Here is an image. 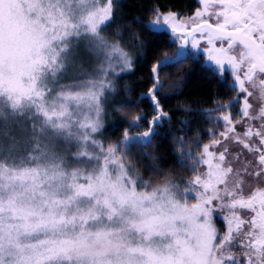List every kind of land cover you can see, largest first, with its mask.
Returning <instances> with one entry per match:
<instances>
[{
  "label": "rangeland",
  "instance_id": "rangeland-1",
  "mask_svg": "<svg viewBox=\"0 0 264 264\" xmlns=\"http://www.w3.org/2000/svg\"><path fill=\"white\" fill-rule=\"evenodd\" d=\"M107 8L105 0H0V115L9 120L3 139L16 152L0 157V264H37L60 243L70 246V264H172L177 252L181 261L199 264L197 245L209 234L183 199L205 168L200 165L187 183L139 190L122 152L109 153L115 148L105 150L100 134L86 127L87 119H95L94 103L74 98L113 85L117 78L109 69L128 72L109 55V45L117 43L106 37L108 26L91 31L93 22L110 15ZM151 26L170 32L180 48L170 26L155 20ZM204 47L189 44L186 55L200 52L209 65ZM85 177L98 178L94 196L76 198L74 185L85 186ZM70 200V207L62 206ZM97 200L114 201L116 215L108 219ZM90 208L98 219L86 224L39 226L49 211L70 218L76 209ZM145 221L151 231L137 227Z\"/></svg>",
  "mask_w": 264,
  "mask_h": 264
},
{
  "label": "snow or ice",
  "instance_id": "snow-or-ice-1",
  "mask_svg": "<svg viewBox=\"0 0 264 264\" xmlns=\"http://www.w3.org/2000/svg\"><path fill=\"white\" fill-rule=\"evenodd\" d=\"M197 3H202V9H198L193 17L185 20L181 19L183 9H181L180 0H169V4L145 0L144 6L155 14V22L162 23L166 27L170 26V31L183 41L181 47L190 44L191 48L196 49L202 44L206 45L203 50L207 53L208 59L215 61L221 71L230 70L232 83L236 85L232 91L236 92L235 100L241 105L238 111L240 119L230 112L221 117L224 121L225 131L220 134L219 138L212 139L210 143L195 145L200 153L199 156L194 157L195 164L206 166L209 169L205 176L197 177L191 184V188L196 191L186 193L187 196H191L192 200L198 201L196 205L191 206L194 209V218L199 222L201 232L206 230L209 234L206 240L197 245L199 264H264V203L259 206L252 203L249 206L243 202L239 195L244 191L245 185H248L249 190L253 183L264 187V124H258L255 115L252 116L251 123H249V113H259V120H264V84L253 86L256 74H259L261 80H264V61H259L254 55H249L247 57L248 70L242 71L241 59L231 55L237 44L246 51H252L257 47L264 50V0H197ZM105 4L108 5L105 11H110V15L99 19L98 23H92L91 31L93 33L96 32L98 26L110 27L111 23L116 20V0H105ZM213 17H215L214 20ZM149 23H153V21ZM132 38L135 39V35ZM99 39L103 40L102 37ZM109 47L112 50L109 55L119 57L122 61L120 65H117L121 72L131 71L133 62L130 59V54L124 51L119 44H112ZM165 59L170 58L165 57ZM109 71L115 78L120 76V73L112 72L111 69ZM157 71V65L149 70V80L153 81V85L148 93L141 95L148 96L153 111L160 114L147 120V114L141 113L130 121L131 124H136L140 120H147L150 125L147 131L148 136L154 131L156 121L168 115L161 111L160 98L156 94L159 88V84L155 82ZM103 88V93L92 91L86 94H77L74 97L77 100L88 99L94 103L95 119L86 121V127L91 128L93 135H99L105 131V124L101 119L104 109L100 108V101L108 93L115 92L112 84L104 85ZM231 106L232 101H229L227 105H221V108H231ZM51 114L62 116L64 113L53 112ZM51 114L45 112L46 116ZM123 119L128 122L127 116H124ZM237 126L244 129L242 133L237 131ZM212 135L215 137V133ZM233 142L240 147V151H233ZM178 143L183 144L184 141L180 140ZM119 150L120 142H117L115 149H109V153L114 155ZM244 153L252 156L253 159L245 165V170L242 173H238L243 177L240 181V188L236 193H230L227 188L229 178L237 170L229 165L234 160L238 161ZM189 156L191 157L192 154L189 153ZM213 165H218V168L213 169ZM213 171L224 173L223 183L216 180L212 175ZM84 179L85 186L74 185L76 198L85 195L94 196L91 189L94 182H99L98 178L94 180V178L85 177ZM197 192H199V196ZM62 206L70 207L71 200L67 205ZM96 208L106 211L108 219H112L116 215L114 201L110 204L107 200L103 202L97 200ZM94 210L91 208L87 211L76 209L77 214L70 218L57 216L49 211L47 216H40L39 226L46 227L48 224H64L77 220L86 224L89 220L98 219L93 215ZM218 210L222 214L227 213L223 215L224 224L220 228L216 226L214 219ZM137 227L144 231H151L153 226L150 222L145 221L144 224L137 225ZM3 235L4 225L0 222V237ZM197 239L199 240V237ZM233 244L248 251L235 253L232 251ZM70 261V246L60 243L49 249L46 256L39 258L37 264H70ZM172 264H188L187 258L184 257L181 261L178 252L173 253Z\"/></svg>",
  "mask_w": 264,
  "mask_h": 264
},
{
  "label": "trees",
  "instance_id": "trees-1",
  "mask_svg": "<svg viewBox=\"0 0 264 264\" xmlns=\"http://www.w3.org/2000/svg\"><path fill=\"white\" fill-rule=\"evenodd\" d=\"M152 2L169 4V0ZM144 4L145 0H121L115 22L104 31L109 40L130 54L133 63L131 71L115 80V92L105 96V131L100 134V140L105 150L115 148L120 142V152L124 148L121 158L138 189L149 191L169 182L187 183L197 176L200 165L195 164L194 157L200 153L195 145L207 143L213 131L221 130L219 116L225 109L221 105H227V100L236 94L229 85L230 78L210 67L201 54H189L181 61L165 65L157 72L156 94L161 111L168 115L156 121L154 131L148 136L147 120L160 114L153 111L149 97L141 95L148 93L153 85L149 70L165 57L174 58L179 45L167 30L152 28L149 22L155 20V14ZM180 6L181 18H189L194 16L199 3L180 0ZM141 113L147 114V120L131 124ZM4 117L0 115V157L14 151L3 139L9 121ZM180 140L184 143H178Z\"/></svg>",
  "mask_w": 264,
  "mask_h": 264
},
{
  "label": "flooded vegetation",
  "instance_id": "flooded-vegetation-1",
  "mask_svg": "<svg viewBox=\"0 0 264 264\" xmlns=\"http://www.w3.org/2000/svg\"><path fill=\"white\" fill-rule=\"evenodd\" d=\"M214 19H215V17H213V20ZM225 47H227L226 44H225ZM197 54H200V52H197ZM231 55L237 57L238 59H241V61H242V71H247L248 70L249 64H248L247 57L249 55H254L256 58L259 59V61H264V50H260L258 47L254 51L250 52V51H246V49L242 48V46L237 44L234 47ZM209 66L212 67L213 69H215L216 71H219V72H221L223 74H226V77L228 76L230 78V80L232 81V76L230 74V70L221 71L219 66L216 65L215 61H211V60H209ZM225 68H227V65H225ZM259 84H264V80H261L259 74H256L255 80L253 81V86H258ZM229 85L232 86L233 88L236 87V85L233 84L232 82H230ZM235 94H236V92H235ZM229 101H232V106L233 107L232 108L225 107V109L223 111V114L219 116V119L222 120L221 117L224 114H227L229 112L232 115L236 116L237 119H240V117L238 116V111H239V107L241 105H239L236 102L235 97L233 99L227 100V104H228ZM249 115H250L249 123H251L252 116L255 115L257 123L258 124H264V120H259V113H256V114L249 113ZM243 130H244L243 128H241L240 126H237V131L238 132L242 133ZM224 131H225L224 121L222 120L221 130L219 132L213 131L211 134L215 133V137L212 135L210 140H212L214 138H219L220 134L222 132H224ZM232 149H233L234 152L240 151V147L238 145H236L234 142H233V145H232ZM121 150L123 152L124 148L121 149ZM252 159H253L252 156H249L247 153H244L243 155L240 156L238 161L234 160L233 163L231 165H229V167L235 168L237 170V172H234L233 175L229 178V182H228L227 188H228L230 193H236L237 190L240 188V186H241L240 185V181L243 179V177L241 175H239L238 173H242L245 170V165L250 163L252 161ZM242 165H243V168H242ZM202 167L205 168V169H204V171H203V173H202V175L200 177L205 176L209 172V169L206 166L202 165ZM212 167H213V169H216V168H218V165H213ZM249 170H251V169H249ZM212 175L216 178V180H219L221 183H223L224 173L222 171H213ZM213 183H214V181H213ZM191 191H196V190L191 188ZM221 191H222V189H221ZM197 195L199 196V192H197ZM239 195L243 199V202L248 204L249 206L252 203H255L258 206L260 204L264 203V187L257 186L254 183L252 184L251 190H249L248 185H245L244 186V191L242 193H239ZM183 200H184L186 208L187 209H191V211H192V213L194 215V209L191 206L196 205L198 201L197 200H192L191 196H188L187 200H186V198H184ZM225 214H227V213H223L222 214V213H220L219 210L215 214L214 219L216 221V226L218 228H220L224 224L223 215H225ZM196 223L199 225V222L197 220H196ZM232 251H234L235 253H240L242 251L246 252L248 250L236 247L235 244H233Z\"/></svg>",
  "mask_w": 264,
  "mask_h": 264
},
{
  "label": "water",
  "instance_id": "water-1",
  "mask_svg": "<svg viewBox=\"0 0 264 264\" xmlns=\"http://www.w3.org/2000/svg\"><path fill=\"white\" fill-rule=\"evenodd\" d=\"M183 44V41L181 43V45ZM179 48V52H176V56L174 58H170V59H163L161 60L159 63H157L156 65L158 66V70L161 69L162 67H164L165 65H171L174 64L178 61H181L185 58L186 54H187V47L188 45H184L183 47ZM251 48V46H250ZM255 49H253L252 51H254ZM251 52V51H250ZM257 60H259L258 58H256ZM158 72V71H157ZM155 82L158 83L157 81V73L155 74ZM159 84V83H158Z\"/></svg>",
  "mask_w": 264,
  "mask_h": 264
}]
</instances>
